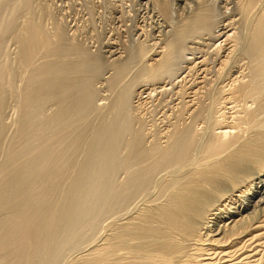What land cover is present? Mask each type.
Listing matches in <instances>:
<instances>
[{"label": "bare ground", "instance_id": "1", "mask_svg": "<svg viewBox=\"0 0 264 264\" xmlns=\"http://www.w3.org/2000/svg\"><path fill=\"white\" fill-rule=\"evenodd\" d=\"M88 1L0 0V264H264V0Z\"/></svg>", "mask_w": 264, "mask_h": 264}, {"label": "rangeland", "instance_id": "2", "mask_svg": "<svg viewBox=\"0 0 264 264\" xmlns=\"http://www.w3.org/2000/svg\"><path fill=\"white\" fill-rule=\"evenodd\" d=\"M40 3H39V2ZM41 1H42V3H41ZM34 0V3H35V5H36V8H31V12H32V10H33V12H37V14H38V11L37 10H39V13H41V6L43 5V6H45L46 8H47V13L49 14V15H45V16H42L41 17V15L39 14L38 16L39 17H41V18H43V17H45V18H43L42 19V22L44 23V21H45V23H44V25H46L45 27H49L50 26V28L52 27L51 25H52V17L54 18V20H59V22L61 21V20H63V21H65L66 23H68L67 25H69V26H75V25H80V26H82V24L89 18V15H88V13H89V11L87 10V8L83 5V3H85V2H83V1H88V0ZM45 1V2H44ZM73 1V2H72ZM78 1V2H77ZM97 1V0H96ZM14 2V1H13ZM57 2V3H56ZM75 2V3H74ZM89 2V1H88ZM12 2L10 1L7 5H9V6H6V5H4V6H6V9H7V11H8V14L6 15L5 13H4V9H3V12H2V14L3 15H5L4 17H3V19L7 16V19L9 18V15H10V13H9V9H8V7L10 8V4H11ZM15 3V2H14ZM14 3H12V4H14ZM34 3H32V4H34ZM46 3V4H45ZM78 4V5H77ZM35 5H34V7H35ZM83 5V6H82ZM33 6V5H32ZM38 7V8H37ZM83 7H85V8H83ZM4 8V7H3ZM83 8V9H82ZM100 8V9H99ZM99 8H97V7H95V9H96V11H95V15H96V19H97V24L96 25H98V26H100V17H102L103 19H102V21H105V22H107V21H109L110 20V17H111V14L109 13V11L107 10H105V9H103V8H101L100 6H99ZM36 9V10H35ZM76 9H78V10H76ZM87 10V11H85V10ZM76 10V11H75ZM7 11H5V12H7ZM21 11H23V9L21 10ZM20 10L14 15V18L13 19H15V20H17L18 21V23L20 22V23H22V25L21 24H17V21H15L16 23H14L15 24V26L18 28V29H20L21 27H23L24 25H23V23L25 24V19L27 18V16L26 15H29L28 14V11H26L25 9H24V11H25V13H24V11L23 12H21ZM66 11V12H65ZM77 11H78V13H77ZM21 12V13H20ZM51 12V13H50ZM53 12V13H52ZM100 13V14H99ZM76 14V15H75ZM104 14V15H103ZM19 16V17H17V16ZM52 15V16H51ZM56 15V16H55ZM15 16L17 17V18H15ZM51 16V17H50ZM98 16V17H97ZM100 16V17H99ZM110 16V17H109ZM75 17V18H74ZM79 17V18H78ZM77 18V19H76ZM51 19V20H50ZM74 19H76V20H74ZM84 19V20H83ZM47 20V21H46ZM113 20H114V18H113ZM24 21V22H23ZM73 21H75V22H73ZM49 22V23H48ZM64 22V23H65ZM61 23H62V21H61ZM77 23V24H76ZM111 23V22H110ZM110 23H108V24H110ZM47 24L49 25V26H47ZM74 24V25H73ZM17 28H15V29H17ZM107 28H110V26H108ZM100 30V29H99ZM99 30L97 31V32H99ZM11 35V36H10ZM4 36V37H3ZM11 37V38H10ZM2 40V41H1ZM4 41V42H3ZM15 42V40H14V38H13V33L12 32H9V34L8 33H6V34H1L0 35V49H3V53H1V51L2 50H0V60H1V62H6V61H8L7 63H9V62H11V63H13L14 61H15V59L14 58H16V52H17V50L19 49V48H16V47H18V45L16 46L15 45V43L13 44L12 42ZM3 43V44H2ZM10 44V45H9ZM9 45V46H8ZM3 46V47H2ZM9 47V48H8ZM16 48V49H15ZM9 50V51H8ZM8 51V55H7V52ZM12 54V55H11ZM1 62H0V64H1ZM2 64H5V63H2ZM18 82V81H17ZM16 82V85L18 84V86H20L21 84H19V82L17 83ZM21 83V82H20ZM99 86V85H98ZM104 95H105V93H103ZM12 97V95H10V97L8 96V100L9 101H7V105H6V108L4 109V111L0 114L1 116H0V122L2 121V122H4V124L8 127L7 128V130H6V135H5V141H6V143L9 141V139L12 137V134H14V132H15V129H16V125H15V123H16V121L18 120V113L16 112L17 111V109L15 108L16 106H15V103H16V100H15V98L13 99V97ZM13 100V101H12ZM11 102V103H10ZM8 107V108H7ZM11 109V110H10ZM14 109H16L15 111H14ZM160 115H158V118L161 116V113H159ZM17 116V117H16ZM9 117V118H8ZM15 118V119H14ZM9 120H10V122H9ZM16 120V121H15ZM15 121V122H14ZM8 122H9V124H8ZM9 125H10V127H9ZM15 125V126H14ZM12 133V134H11ZM2 160V159H1ZM103 219V218H102ZM106 223V219L104 218L103 220H102V226H104L105 224L104 223ZM100 231V232H99ZM99 231H97V232H99V233H97V234H100V235H98V236H101V231L102 230H99ZM103 232V231H102ZM96 234V235H97ZM95 236V235H94ZM92 237V239H96V238H99V237ZM70 251V252H69ZM69 252V253H68ZM67 256V257H66ZM70 258V259H69ZM67 259V260H66ZM73 259V251H71V250H68L66 253H65V258L63 259V260H65V261H62V263H68V261H70V260H72ZM64 263V264H65Z\"/></svg>", "mask_w": 264, "mask_h": 264}]
</instances>
